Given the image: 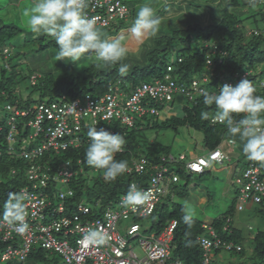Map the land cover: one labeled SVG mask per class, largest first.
Wrapping results in <instances>:
<instances>
[{
	"label": "trees",
	"instance_id": "1",
	"mask_svg": "<svg viewBox=\"0 0 264 264\" xmlns=\"http://www.w3.org/2000/svg\"><path fill=\"white\" fill-rule=\"evenodd\" d=\"M120 1L126 5L122 0ZM213 1L215 2L216 0ZM167 2L168 0L164 1V6ZM241 2L245 8L246 6H251L249 0H240L239 3L241 4ZM181 3L184 7L180 6L182 5ZM198 3L199 0H169L167 4H177V13L189 14L188 10L192 5H195L194 10L198 13ZM219 3L223 4L221 11L212 5L205 6L210 9L205 10L209 13V15L207 13L208 21L206 25L195 23L188 25L185 29H177L158 36L155 39L153 49L149 51L147 63L140 70L135 66L132 71L123 77L118 71L119 65L103 70L95 68V64H92L81 75L71 79L56 80L51 76V73H47L38 77L35 85L30 84L28 87L30 94L26 96L22 95L19 90L20 82L26 77H21L17 66H10L7 63V60L11 58L12 48L11 45H7V42L18 36L23 30L13 25H1L0 52L7 50V53L0 58L5 61L3 66L0 67V104L4 105L3 110L9 115L3 116L1 114L2 108H0V212L3 210V205L7 201L9 193L20 192L23 188L32 189L33 182L28 181L30 163L19 158V154L27 148L39 146L43 140L42 135L32 137L34 129L27 125L35 120L36 109L39 104L49 101L60 102L62 97L69 100L81 99L88 94L93 98H100L112 88H118L119 92H123L124 97L130 96L137 88L148 84L145 82V78L149 75L153 77V83L156 81L164 83V77L170 75L175 82L181 83L186 87H188L192 78H205L207 80L206 91L214 93L219 91V87L222 86L225 80L231 81L235 85L233 76L236 73L242 75L246 72H252L249 80L256 89L255 94L264 96V90L257 89L258 81L262 78L264 79V8H260L253 15H250L249 12V16L247 15L240 19L232 12L233 9L238 8V2H235V0H219ZM255 5L264 6L258 1ZM201 12L204 13V10H201ZM201 12H199L200 15ZM213 12L219 15L216 19ZM257 15L260 16L258 20L256 19ZM250 19H254L252 22L255 26L252 29L255 28V30L251 34L246 35L242 26H244L246 20ZM98 28L103 29V27ZM44 37L46 36L43 35L39 39L30 40L29 43L32 44L37 40H43ZM176 41L179 43H175ZM174 43L175 48L179 45L182 48L177 50L178 53L174 61L164 62L163 59L167 58L172 49H175L172 47ZM51 45H56V43L52 40L42 45L41 48H47ZM207 58L211 60V66L206 64ZM178 59L181 60L180 63L177 62ZM168 65H172V72H167L166 68ZM31 76L32 74L29 75V79ZM126 84L128 85L127 88L124 86ZM31 94H36L37 98L41 100V102L36 103V106H34L36 101ZM115 94L117 95L118 93L115 92ZM149 101H153L155 105L150 106ZM179 103H182V106L178 109V113L161 118L160 109L162 107L168 105L169 109L174 110ZM142 104H147L148 107H155L159 115L135 118V124L131 128L118 122L103 123L97 126V128L100 126L99 129L103 128L109 132L113 131L115 134L119 133L124 137L126 142L122 152L114 154V159L118 161H126L129 164L133 159L142 156L147 159L148 164L152 165L159 163L160 158L171 155L170 146L157 140L149 139L148 134L152 132L165 130L177 132L181 128L191 129L203 135V144L206 150H213L218 147L225 140L224 135L228 133L224 124L212 122L216 108L214 105H205L203 103V95L196 96L194 101H190L181 95H175L171 101L144 98ZM157 104L159 106H156ZM7 106L11 108V111H6ZM15 111H25L28 114L26 117L14 116L13 113ZM202 113H207V116H203ZM233 115L238 120L243 118L244 114ZM12 118L14 120L11 122ZM11 123L16 126L19 132L15 137L17 142L10 147L6 141V134ZM46 125L43 124V127L46 128ZM82 125L83 129L76 135L79 140L78 147L75 145L69 146L66 150L57 154L49 150L43 153L37 163L42 166L47 165L49 167L47 174L52 177L60 163L65 161L72 162V169L75 174L65 184L67 186L65 191L58 190V182H54L51 179L46 182L44 187L37 188L38 192L45 193L46 200L51 202L52 206L57 203L59 193L72 191L73 196L65 200V207L67 208L65 215L74 213V209L79 203H85V205L92 203V213L101 212L100 206L113 205L121 195L126 193L130 182L137 181L142 183L148 179L147 175L139 177L136 174L127 175L123 173L113 180H105L103 171L93 167V171H97L96 175L89 177L87 170L89 166L85 162V152L90 143V139L87 136V130L90 125ZM78 160L81 161V165H77ZM174 173L169 169L170 175ZM176 173L179 174V177H187L184 171L180 169ZM183 196L184 194H181V197ZM164 198H167L165 202H159L160 204L157 205L152 213V215L158 213L159 220L155 225L157 234H160L170 221L175 220L177 226L173 232L171 243L173 258L180 259L183 264H200L202 250L196 239L203 233L201 222L193 218L190 225L185 224L182 220L184 210L180 204L175 202L174 197L165 196ZM96 202L98 207L95 205ZM234 204L235 200L230 206L231 209L229 208L227 212L230 217H232L234 212ZM257 212L264 216V203L258 206ZM224 219L225 215L214 220L212 222L213 228L223 242L232 240V242L241 246L239 252L233 251L229 253L234 254L236 259L241 261H236L237 263L230 262L229 264H247V261L252 262V264H264V231H257L252 237H248L251 238V253L247 254L241 243L247 237H243L239 231L233 228L230 229L229 233L221 232ZM4 246L0 242V255ZM43 251L45 250L35 248L30 252L27 260L44 261L42 259ZM214 252L217 255L219 254L216 251Z\"/></svg>",
	"mask_w": 264,
	"mask_h": 264
},
{
	"label": "built area",
	"instance_id": "2",
	"mask_svg": "<svg viewBox=\"0 0 264 264\" xmlns=\"http://www.w3.org/2000/svg\"><path fill=\"white\" fill-rule=\"evenodd\" d=\"M257 1L264 4V0ZM85 12L89 17L96 19L97 27L103 28L110 27L115 21H126L129 16V8L120 0H89ZM6 53L7 50H2L0 58ZM178 62L181 60L178 59ZM206 64L211 66L209 58L206 59ZM166 70L171 72L172 67L168 66ZM251 73L246 72L242 75L236 73L233 76L235 83L244 78L249 79ZM30 80L31 84H34L35 76H32ZM164 80V83L156 81L152 85H142L126 97L123 92L118 91V88H112L100 98H93L90 94L73 100L62 97L60 102L42 103L37 106L35 120L27 125L34 129L32 137L42 135L43 140L39 146L27 148L19 154V158L30 163L28 181L33 182L32 189L20 190L25 194V222L29 228L21 233L16 224L0 221V240L6 245L0 256V264H12L14 259L23 263L36 247L61 256L62 262L52 264H183L171 255L173 232L177 226L175 220L170 221L160 234L152 233L147 238H142L138 224L133 223L125 227V222L131 216L142 218L152 215L161 199L169 194V185L179 181L176 174H169L170 164L175 163L181 166L186 173L202 174L211 164L222 165L224 162H230L228 156L219 147L208 151L204 156L188 161L184 155H179L177 159L171 155L162 157L159 163L152 165L148 164L147 159L142 156L132 160L127 164L124 174H136L139 177L147 175L148 179L142 183L132 181L128 189L130 185H137L145 193L144 202L135 207L127 205L124 202L127 189L126 193L121 195L113 205L107 206L94 217H92V208L83 203L75 207L74 213L65 215L67 211L65 200L73 196L70 190L59 193L57 203L53 206L46 200L44 192L37 191L38 187H44L50 179L66 184L75 174L71 161L60 163L52 177L47 174L49 170L47 165L42 166L37 163L43 153L49 150L57 154L69 146L78 147L79 140L76 135L83 129L84 119H89L90 126H98L99 122L106 124L118 122L131 128L135 124V118L159 115L155 107L142 104L144 98L171 101L175 95H181L194 101L196 96H202L206 91L205 78H192L188 87L175 82L170 75H166ZM224 84L233 85V82L225 80L222 86ZM257 89L264 90L263 78L258 81ZM115 92L118 94L116 95ZM6 110L11 111V108L7 106ZM18 114L26 117L28 112H14V116ZM13 120L14 118L11 122ZM212 122L221 124L214 118ZM43 124H47L46 128ZM110 133L115 134L113 131ZM17 134L16 126L11 123L6 134V141L10 146L17 142L15 138ZM228 143L232 145L233 141L229 140ZM77 165H81L80 160L77 161ZM235 184L238 191L234 212H243L247 206L263 204L264 163L248 161L241 174L235 178ZM95 205L98 207L97 202ZM232 225V217L225 216L221 232L229 233ZM121 228L125 229V234L120 232ZM202 228L208 232L210 238L200 236L197 238L202 250L200 264H213L209 257L211 251L229 253L241 250L238 244L231 241L223 242L210 225L203 224ZM90 230L103 234L104 242H91L86 239ZM56 236H62L64 240H58ZM73 237L75 246L71 247L69 241ZM130 240H137L144 254L143 257H138L132 250L125 251ZM11 243H14V246Z\"/></svg>",
	"mask_w": 264,
	"mask_h": 264
},
{
	"label": "rangeland",
	"instance_id": "3",
	"mask_svg": "<svg viewBox=\"0 0 264 264\" xmlns=\"http://www.w3.org/2000/svg\"><path fill=\"white\" fill-rule=\"evenodd\" d=\"M126 5L130 8V16L127 21L113 22L110 28H99L103 38L108 40H119L128 50L127 57L121 61L120 63H127L130 65L129 71L126 74H123L125 77L130 71H132L133 67H137L140 70L147 63V56L149 51H151L154 47L155 39L164 34L170 33L177 29H185L188 25L191 24H200L206 25L208 21L209 13L205 10H210L205 6H215L220 11L222 10L223 4L219 3V0L215 2L213 0H199L197 12L194 10L195 5H192L188 10V13H177V4H167L164 6V1L167 0H122ZM162 1V2H161ZM240 0H235L238 2V8L233 9V13L236 14L240 19L242 17H246L247 15H253L260 8H264V6H244V4ZM34 3V0H0V26L1 25H13L19 27L22 33H19L18 36L7 42V45H11V58L7 60V63L10 66H17L18 71L20 72L21 77H26L23 81L20 82L19 90L22 95L26 96L29 93L28 87L30 86L29 75L35 74L38 77L44 76L47 73H51V76L56 80L61 79H71L73 77H77L81 75L83 71L87 68H90L92 64H95V68L97 69H106L109 67H103L98 63H95L92 58H90L87 54L81 57L77 63L71 61H56L55 55L58 49L57 45H51L47 48H41L42 45H45L49 41H54L50 36L44 37L43 40H37L34 43H29L30 40L39 39L43 36V34L36 36L34 35L27 25V18L24 17L22 11L23 4ZM144 3H149L155 10L156 15L160 18V26L159 31L154 37H137L134 36L131 32V26L135 19L136 13L140 5ZM183 3V2H182ZM181 3V4H182ZM184 4V3H183ZM180 5V6H183ZM164 6V8H162ZM184 7V6H183ZM205 7V8H204ZM176 10V12H175ZM204 10V13L201 12ZM168 11V12H167ZM201 12V15L199 14ZM174 13V14H173ZM208 13V15H207ZM215 19L219 16L217 13L213 12ZM184 16V17H182ZM183 18V20H182ZM256 19H260V16L257 15ZM254 19L246 20L244 26H242L243 31L246 32V35L251 34L255 28L252 29L255 25L253 24ZM246 26V27H245ZM55 42V41H54ZM175 43H179L176 41ZM175 43L174 47L175 48ZM182 47L179 45L175 49H172L167 58H164L163 61H174L177 55V50ZM18 54V55H16ZM169 58V60H168ZM5 61L0 59V67L3 66ZM116 65H119L116 64ZM114 66V65H113ZM112 67V66H110ZM145 82L148 84H153V77L147 76L145 78ZM127 88V84L124 85ZM258 92V91H257ZM31 96L35 99V105L38 102H41L40 98H37L36 94H31ZM44 101V100H43ZM150 106H154L155 103L153 101L148 102ZM1 114L3 116L9 115L3 110L2 104H0ZM156 106H159L157 104ZM182 103L176 105L174 110L169 109L168 105L162 107L160 109L161 118H165L171 116L172 114L178 113V109L181 108ZM90 124L89 119H84L83 124ZM99 124H103L99 122ZM100 128V126H99ZM97 128V129H99ZM150 140H157L158 142L164 143L170 146V154L174 158H178L179 155L184 154L187 159L192 156H204L206 154V149L204 148V140L203 135L197 131L181 128L177 132L172 130H165L162 132H152L148 134ZM231 137L229 133L224 135V143L221 146V150H224L225 154H228V158L230 162H224L222 165L219 164H211L208 169H206L205 175L202 176L201 180L198 183H195L192 179H186V177H179V181L176 184H171V188L173 190V195L175 202L180 204L183 210L186 207L192 208L194 210L193 218L195 220L205 221L209 219H213L215 217L220 216L226 209L227 203H231L237 194L238 187L235 184V177L240 175L244 164L249 160L246 155L243 154L241 149L240 142L235 141L234 145L227 144V138ZM233 138H237L233 137ZM238 140V139H237ZM238 169L235 173V169ZM170 171L177 172L178 168L175 164H171L169 166ZM88 176L94 177L97 171H93L92 167H88ZM237 174V176H236ZM221 186H227V192L223 198H221ZM57 189L61 191H65L67 186L65 184L57 185ZM213 193V196L218 197L213 201L210 200L209 196ZM181 194H184L181 197ZM199 196H203L205 198V202L202 204L199 203ZM167 198H162L160 203L165 202ZM93 202V201H92ZM159 203V204H160ZM85 204V203H83ZM87 204V202H86ZM92 203L87 206L92 207ZM228 204V205H229ZM162 206V205H161ZM160 206V207H161ZM106 206H100L102 210H105ZM258 206H253L248 211L243 212H235L233 215L232 221L235 224H240L244 228H251V235H254L257 231H264V216L257 212ZM93 214V213H92ZM98 216V212L94 213L92 217ZM159 218L158 213L154 215H149L142 218H134L130 217L128 221L125 222V227L130 226L133 223H136L140 226V230L142 232V238H147L149 234L154 233L157 235V231L155 230V225L157 224ZM215 231V229H214ZM120 232L125 234V229L121 228ZM216 232V231H215ZM217 233V232H216ZM200 237H207L208 232L203 231ZM58 240H64L62 236H56ZM242 247L246 249L247 254L251 253V238H245L242 242ZM69 245L74 247V237L69 241ZM38 247H36L37 249ZM132 250L138 257H143L144 254L138 244L137 240H130L128 246L125 251ZM173 251V250H172ZM171 251V255L173 252ZM43 257L42 260H32L28 259L26 262L22 263L17 259L12 260L13 264H52L62 262V258L58 254H54L48 251L42 252ZM174 257V256H172ZM210 261L213 264H229L230 262L241 261L237 260L234 254L229 253H219L218 255L211 251L209 253ZM247 264H252V262L247 261Z\"/></svg>",
	"mask_w": 264,
	"mask_h": 264
},
{
	"label": "clouds",
	"instance_id": "4",
	"mask_svg": "<svg viewBox=\"0 0 264 264\" xmlns=\"http://www.w3.org/2000/svg\"><path fill=\"white\" fill-rule=\"evenodd\" d=\"M88 3L89 0H34L32 6L24 10L23 15L27 18V25L34 35L43 34L54 39L58 46L55 55L56 61L64 60L77 63L82 56L87 54L95 63L103 67L119 63V73L126 74L130 65L120 62L127 57V48L119 40L103 38L97 27L96 19L89 17L85 12ZM256 3L257 0H249V4L252 6H255ZM160 23V18L156 15L154 8L149 3H144L138 8L131 32L137 37H154L159 31ZM168 66L172 67V65ZM32 76H35V83L31 84V78L29 81L31 85H35L38 76L35 74ZM255 92L256 89L251 81L244 78L235 85L224 84L219 87L218 92L205 91L203 103L215 106L214 119L226 126L231 137L239 136L243 141L242 151L249 160L264 163V96L256 95ZM233 114L244 115L243 118L237 120ZM202 115L206 117L207 113H202ZM18 116L21 115L18 114ZM87 136L90 139L85 152V162L88 166L102 170L105 180H113L126 171L127 162L114 159V154L122 151L126 142L122 135L110 133L103 128L98 130L97 126H90ZM145 198V193L133 184L129 186L124 196V202L135 207L142 204ZM24 201L25 194L23 192L9 193L3 210L0 212V221L16 224L21 233L29 228L25 222ZM193 213L192 208L184 209L182 220L185 224L192 223ZM202 230L204 231L203 228ZM85 238L98 243H103L105 240L103 234L95 230H90ZM204 238H210V235L208 234V237ZM0 242L4 244L1 240ZM11 244L14 246V243ZM11 263L13 264V262Z\"/></svg>",
	"mask_w": 264,
	"mask_h": 264
},
{
	"label": "crops",
	"instance_id": "5",
	"mask_svg": "<svg viewBox=\"0 0 264 264\" xmlns=\"http://www.w3.org/2000/svg\"><path fill=\"white\" fill-rule=\"evenodd\" d=\"M31 1V0H30ZM32 6V4L31 3H27V2H25V4H23V6H22V11L24 10V9H26V8H30ZM163 8V7H162ZM174 14V13H173ZM182 17H184V16H182ZM238 139V140H237ZM229 140H232L233 141V144L232 145H234L235 144V141H238V142H240V145H241V149H242V147H243V141H241L240 140V138H239V136L237 135V138L235 139V138H233V137H228L227 138V144H229L228 143V141ZM225 141V140H224ZM224 141L218 146L219 147V149L221 150V146H222V144L224 143ZM230 145V144H229ZM217 148V147H216ZM208 151H210V150H206V153L208 152ZM223 153H224V150H221ZM225 154V153H224ZM244 154V153H243ZM182 155H184V154H182ZM226 155H228V154H226ZM245 155V154H244ZM185 156V155H184ZM195 157H199V156H197V155H195V156H192L191 158H189V159H193V158H195ZM185 158H186V160H187V157L185 156ZM249 161V160H248ZM247 161V162H248ZM247 162L244 164V167L242 168V170L241 171H238V172H240V174H241V172L243 171V169L245 168V166H246V164H247ZM177 166V168L178 169H180V170H182V171H184L183 170V168L181 167V166H179V165H176ZM237 168L235 169V173L237 172ZM238 172H237V174H238ZM184 173H185V175L188 177V179L190 178V179H192L195 183H198L200 180H201V178H202V176L203 175H205V173H206V170L202 173V174H190V173H186L185 171H184ZM174 174H176L178 177H179V174H177L176 172L174 173ZM237 174H236V176H237ZM186 177V178H187ZM236 178V177H235ZM227 186H221L220 187V191H221V198H223L224 196H225V194H226V192H227ZM168 192H169V194L167 195V196H169V197H174V195H173V190H172V188H171V184L169 185V187H168ZM209 198H210V200L211 199H213V201H215V199L216 198H218V197H215V196H213V193L211 194V196H209ZM236 198V197H235ZM235 198L232 200V201H230L231 203L229 204V203H227V205H226V209H225V211L220 215V216H228L227 215V212H228V210H229V208H230V206H231V204H233V202H234V200H235ZM199 205L200 204H202V203H204L205 202V198L203 197V196H199ZM229 204V205H228ZM253 206H247V208L245 209V211H248V210H250L251 208H252ZM227 210V211H226ZM235 214V212H233V214H232V218H233V215ZM220 216H218V217H220ZM218 217H215V218H213V219H209V220H205V221H200V220H198V221H200L201 222V225H203V224H207V225H210L212 228H213V226H212V222L214 221V220H216ZM232 228L233 229H235V230H237V231H239L240 233H241V235L243 236V237H252L253 235H251L250 233L252 232V229L251 228H244L242 225H240V224H235V223H233V225H232ZM214 229V228H213ZM208 237V236H207ZM176 258V257H175Z\"/></svg>",
	"mask_w": 264,
	"mask_h": 264
},
{
	"label": "bare ground",
	"instance_id": "6",
	"mask_svg": "<svg viewBox=\"0 0 264 264\" xmlns=\"http://www.w3.org/2000/svg\"><path fill=\"white\" fill-rule=\"evenodd\" d=\"M231 209V208H230ZM227 211V210H226ZM232 241V240H231Z\"/></svg>",
	"mask_w": 264,
	"mask_h": 264
}]
</instances>
